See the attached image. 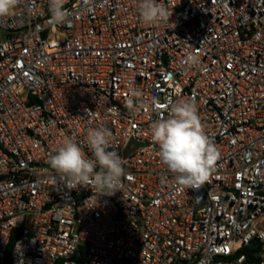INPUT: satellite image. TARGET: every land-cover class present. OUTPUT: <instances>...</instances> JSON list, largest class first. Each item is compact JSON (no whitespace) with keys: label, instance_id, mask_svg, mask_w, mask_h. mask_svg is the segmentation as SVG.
I'll list each match as a JSON object with an SVG mask.
<instances>
[{"label":"built area","instance_id":"2783aa9c","mask_svg":"<svg viewBox=\"0 0 264 264\" xmlns=\"http://www.w3.org/2000/svg\"><path fill=\"white\" fill-rule=\"evenodd\" d=\"M160 2L172 15L154 25L138 0H66L64 24L49 0L0 16V264H264V0ZM184 98L219 150L195 189L150 130ZM98 126L124 162L111 196L48 164L68 137L92 158Z\"/></svg>","mask_w":264,"mask_h":264},{"label":"clouds","instance_id":"9594fccd","mask_svg":"<svg viewBox=\"0 0 264 264\" xmlns=\"http://www.w3.org/2000/svg\"><path fill=\"white\" fill-rule=\"evenodd\" d=\"M20 0H0V16L8 15ZM66 0H49L51 22H69L70 14L64 5ZM138 14L145 24H163L171 13L160 0H138ZM198 56L186 55L183 61L192 68L198 64ZM153 110L159 112L160 104L154 98ZM131 110L135 112V108ZM151 137L158 145V161L166 173H170L181 187L199 188L215 170L219 150L206 134L198 105L193 98L169 102L167 116H159L151 123ZM112 132L107 126L89 128L87 145L89 158L80 143L73 137L65 138L55 154L48 159L51 169L67 187L93 186L100 195L111 196L120 191L125 176L123 159L111 144ZM111 149V150H110ZM166 180L167 176H162Z\"/></svg>","mask_w":264,"mask_h":264},{"label":"trees","instance_id":"16d2710c","mask_svg":"<svg viewBox=\"0 0 264 264\" xmlns=\"http://www.w3.org/2000/svg\"><path fill=\"white\" fill-rule=\"evenodd\" d=\"M13 245H14V240L11 242V246H10L9 252L7 253V262H9V260H10V253H11Z\"/></svg>","mask_w":264,"mask_h":264}]
</instances>
